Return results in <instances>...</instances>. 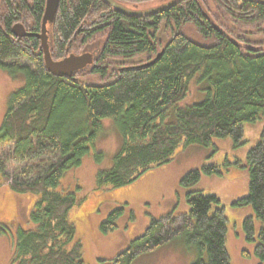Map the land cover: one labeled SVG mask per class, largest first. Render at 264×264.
Masks as SVG:
<instances>
[{"label":"trees","instance_id":"trees-1","mask_svg":"<svg viewBox=\"0 0 264 264\" xmlns=\"http://www.w3.org/2000/svg\"><path fill=\"white\" fill-rule=\"evenodd\" d=\"M112 1L137 10L152 0ZM44 6L45 0H0V68L20 72L24 80L9 94L0 124V185L36 196L28 229L9 235L10 257L13 264H84L70 217L79 200L62 179L89 152L100 120H113L122 146L112 166L96 173L98 191L131 183L169 162L179 147H213L212 140L221 138L233 148L245 143L244 123L264 118V1L179 0L135 16L105 0H59L46 25L51 59L94 53L93 62L70 77L44 66L33 35L40 32ZM15 23L32 35L14 36ZM197 74L204 99L176 108ZM170 115L174 122L164 123ZM245 159L248 192L232 205L250 207L242 230L264 264V125ZM221 174L215 164L185 173L179 186L187 213L151 219L126 248L98 264H132L175 239L194 248L191 264H229L224 209L216 196L193 189L202 175ZM118 214L110 212L100 230H113ZM6 230L0 224V232Z\"/></svg>","mask_w":264,"mask_h":264},{"label":"rangeland","instance_id":"rangeland-1","mask_svg":"<svg viewBox=\"0 0 264 264\" xmlns=\"http://www.w3.org/2000/svg\"><path fill=\"white\" fill-rule=\"evenodd\" d=\"M169 1L152 0L136 9H151ZM197 80L198 74L189 80L187 92L176 108H185L204 99L205 91ZM23 84L20 72L12 75L0 68V124L7 110L9 94ZM165 119L164 123L174 122L171 115ZM100 123L102 128L89 146V152L83 156L80 165L69 170L62 179V187L72 190L79 200L72 208L70 217L75 227V237L81 244V260L84 264H98L99 259L114 258L131 240L143 233L151 219L169 212L174 215L187 213L185 190L179 186V180L188 171L199 169L205 164L218 165L222 174L202 175L193 189L216 196L224 209L229 264H260L253 256V243L245 240L242 230L243 218L252 215V211L249 206H235L232 202L247 195L248 169L245 156L258 141L264 125L262 116L254 123H244L246 142L237 148H233L229 138L213 139V147H179L169 162L149 168L127 185L102 191L94 188L95 175L99 170L112 166L113 158L122 146V138L112 119L104 118ZM96 153L102 154L101 159L95 157ZM34 197L31 194H16L7 184L0 185V224L7 229L5 233L0 232V264H13L9 235L16 237L18 230L24 231L30 226L27 218ZM116 209L119 214L115 219V228L102 232L99 224ZM255 223L258 229L259 223ZM195 258L193 247L188 246L183 239H175L152 252L139 255L132 264H191Z\"/></svg>","mask_w":264,"mask_h":264},{"label":"water","instance_id":"water-1","mask_svg":"<svg viewBox=\"0 0 264 264\" xmlns=\"http://www.w3.org/2000/svg\"><path fill=\"white\" fill-rule=\"evenodd\" d=\"M113 9L120 11L127 15H149L160 11H163L179 0H171L168 3L157 6L151 9L145 10H130L112 0H105ZM59 0H45L44 11L41 19V29L39 33L33 34L40 41V47L43 55L44 66L46 70L57 77H70L74 72L85 68L93 62L94 53H82L78 55L69 54L61 60L54 61L50 57L48 47V37L46 25L53 22L58 8ZM11 32L14 36L23 37L31 36L32 34L25 32L23 26L19 23H15L11 27ZM159 54L156 56V58Z\"/></svg>","mask_w":264,"mask_h":264}]
</instances>
